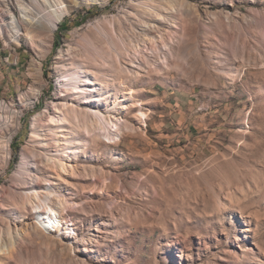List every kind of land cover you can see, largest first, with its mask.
<instances>
[{
	"label": "rangeland",
	"instance_id": "374dc122",
	"mask_svg": "<svg viewBox=\"0 0 264 264\" xmlns=\"http://www.w3.org/2000/svg\"><path fill=\"white\" fill-rule=\"evenodd\" d=\"M184 1L183 18L164 13L176 28L139 13L159 30L139 26L140 67L127 56L123 87L105 91L114 144L56 127L31 140L30 124L59 102L58 57L79 64L87 38L140 0H81L46 56L45 35H0V99L21 114L0 165V264H264V0ZM24 149L34 156L21 179ZM36 181L53 209L23 196Z\"/></svg>",
	"mask_w": 264,
	"mask_h": 264
},
{
	"label": "bare ground",
	"instance_id": "6f19581e",
	"mask_svg": "<svg viewBox=\"0 0 264 264\" xmlns=\"http://www.w3.org/2000/svg\"><path fill=\"white\" fill-rule=\"evenodd\" d=\"M80 5L81 0H0V7L5 8V13H0V35L3 36L7 29L11 33L12 41L16 43L23 35L32 38L45 35L49 43L42 56H46L50 52V40L63 14ZM184 10V0H152L151 2L140 0L139 4L133 7V10L125 11L121 17L108 21L107 24L103 25L102 31L98 30L94 36L87 38L90 41V48L86 50V55L78 62L79 64L74 63V55L71 52L65 60L63 56H59V61H57V67L60 69L59 102L53 104L51 111L45 117L36 115L32 119L30 124L31 140L40 139L37 127L41 131H45L47 127H56V130L61 131V136H65L64 130L68 128L74 132V136H86L88 141L100 138V131H102L103 135L109 139V143L114 144L116 132L120 133L121 130L120 126L117 125L116 114L107 110L106 115L100 109V106L108 101V95L105 91L111 89L118 92L123 87L124 77L127 74L125 65L127 56H130L129 65L135 68L140 67L138 64L139 57L141 58L144 53L135 40L141 36V33L137 31L139 26H145L149 35L159 30L158 26H151L139 13L145 18L155 21V23L176 28L178 27L176 20L183 18ZM165 12L177 17L176 20L166 18ZM127 24H129L128 28L125 27ZM133 34H135V39L132 37ZM151 39L152 37L149 42H153ZM154 49L156 50V47ZM94 67L98 68L100 73L95 71ZM31 74L37 79L41 78L40 63L32 64ZM92 104H95V107ZM2 109L7 110V107L4 108L2 105ZM20 117L21 114L14 111L1 117L4 121V129L7 130L4 134H0V165L3 170L10 158L12 134L21 126ZM112 130H116L115 133ZM87 142L84 141L89 146L90 143ZM65 148L67 149L62 154L70 155L73 152L70 146H65ZM33 156L32 149H24L22 164L16 170V176L23 179V174L26 171L23 163H27L28 157ZM48 157L53 166L60 167L65 172L68 171L61 157L52 155ZM33 163H37L36 159H33ZM38 184L43 183L36 181L33 183V187L31 186L32 183L23 186L21 188L23 196L27 198L29 195H34L39 198V201L46 202L50 210L53 209L49 198L51 195L48 194L47 199L42 197L35 187ZM45 184L49 185V180ZM38 205H41V202Z\"/></svg>",
	"mask_w": 264,
	"mask_h": 264
},
{
	"label": "built area",
	"instance_id": "2783aa9c",
	"mask_svg": "<svg viewBox=\"0 0 264 264\" xmlns=\"http://www.w3.org/2000/svg\"><path fill=\"white\" fill-rule=\"evenodd\" d=\"M7 106L6 105V102H5V100L4 99H0V107L1 106ZM5 112L6 111H4V110H2L1 108H0V124H1V129H4V121H2V119H1V117H3L4 115H5ZM11 142H12V139H11Z\"/></svg>",
	"mask_w": 264,
	"mask_h": 264
}]
</instances>
